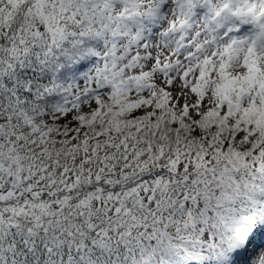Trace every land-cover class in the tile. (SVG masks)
I'll return each instance as SVG.
<instances>
[{"label":"snow or ice","instance_id":"6c2138e0","mask_svg":"<svg viewBox=\"0 0 264 264\" xmlns=\"http://www.w3.org/2000/svg\"><path fill=\"white\" fill-rule=\"evenodd\" d=\"M0 264H264V0H0Z\"/></svg>","mask_w":264,"mask_h":264}]
</instances>
